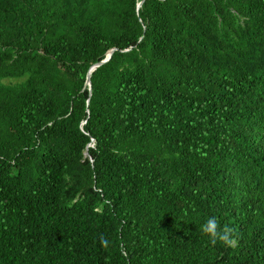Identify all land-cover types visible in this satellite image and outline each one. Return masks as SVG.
I'll return each instance as SVG.
<instances>
[{
	"label": "trees",
	"instance_id": "1",
	"mask_svg": "<svg viewBox=\"0 0 264 264\" xmlns=\"http://www.w3.org/2000/svg\"><path fill=\"white\" fill-rule=\"evenodd\" d=\"M0 264H264V0H0Z\"/></svg>",
	"mask_w": 264,
	"mask_h": 264
},
{
	"label": "clouds",
	"instance_id": "2",
	"mask_svg": "<svg viewBox=\"0 0 264 264\" xmlns=\"http://www.w3.org/2000/svg\"><path fill=\"white\" fill-rule=\"evenodd\" d=\"M202 232L210 239L212 244L221 242L230 246L233 243L232 230L227 226L222 228L215 217L206 220L202 225Z\"/></svg>",
	"mask_w": 264,
	"mask_h": 264
},
{
	"label": "water",
	"instance_id": "3",
	"mask_svg": "<svg viewBox=\"0 0 264 264\" xmlns=\"http://www.w3.org/2000/svg\"><path fill=\"white\" fill-rule=\"evenodd\" d=\"M142 3H143V1L139 4V7L142 5ZM114 50L115 49H112L111 51H109L107 53V56L105 57V59H103L102 61L98 62L97 64L93 65L90 68V70L88 72V76H87V84L90 86V89H91V73L96 69V67H98L99 65L107 62L110 59V57H111L112 53L114 52Z\"/></svg>",
	"mask_w": 264,
	"mask_h": 264
}]
</instances>
